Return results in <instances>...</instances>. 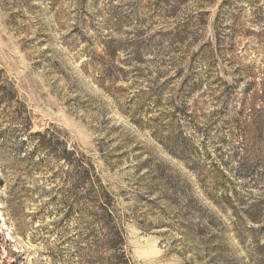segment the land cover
Listing matches in <instances>:
<instances>
[{
  "label": "rangeland",
  "instance_id": "obj_1",
  "mask_svg": "<svg viewBox=\"0 0 264 264\" xmlns=\"http://www.w3.org/2000/svg\"><path fill=\"white\" fill-rule=\"evenodd\" d=\"M0 264H264V0H0Z\"/></svg>",
  "mask_w": 264,
  "mask_h": 264
},
{
  "label": "trees",
  "instance_id": "obj_2",
  "mask_svg": "<svg viewBox=\"0 0 264 264\" xmlns=\"http://www.w3.org/2000/svg\"><path fill=\"white\" fill-rule=\"evenodd\" d=\"M50 130L46 129L44 132H38L36 135L39 136V143L36 145L35 149L32 150H25L28 147V142L30 141L29 138L22 141V144L25 145L23 148V152H27V158H32L34 155V152L38 149H49L47 137ZM32 138V136H30ZM57 145V152L55 153V156L58 160H63L65 163L72 165V166H83L86 168V172L92 171L91 165L87 162L86 158L83 155L78 154L76 150L69 149L67 147V142L64 140H60L57 138L56 140ZM22 150V147H21ZM21 150L19 152H21ZM22 152V153H23ZM87 166V167H86ZM89 166V167H88ZM84 177H80L78 181H82Z\"/></svg>",
  "mask_w": 264,
  "mask_h": 264
}]
</instances>
